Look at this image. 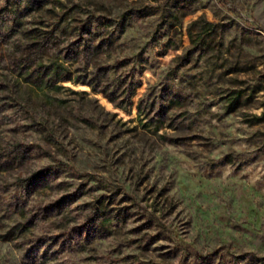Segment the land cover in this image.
Masks as SVG:
<instances>
[{"label": "rangeland", "instance_id": "rangeland-1", "mask_svg": "<svg viewBox=\"0 0 264 264\" xmlns=\"http://www.w3.org/2000/svg\"><path fill=\"white\" fill-rule=\"evenodd\" d=\"M92 2L128 14L112 57L149 62L111 70L138 83L125 109L83 83L27 80L5 56L11 82L75 91L0 112V139L45 149L0 167V264H264V0ZM203 20L218 24L208 51L188 32Z\"/></svg>", "mask_w": 264, "mask_h": 264}, {"label": "trees", "instance_id": "trees-1", "mask_svg": "<svg viewBox=\"0 0 264 264\" xmlns=\"http://www.w3.org/2000/svg\"><path fill=\"white\" fill-rule=\"evenodd\" d=\"M127 18V12L111 16L103 4L94 5L92 0H0V46L6 47V52L0 54V70L4 72L5 56H8L14 69L27 80L43 86L53 85L60 80L83 83L93 91L103 93L113 104L128 109V101L138 83L132 76L115 77L113 75L116 73L111 70L133 62L134 68L140 65L138 73L142 74L149 60L138 54L112 57L125 32ZM200 21L197 19L192 25ZM181 22L182 18L179 17L169 24V28L181 34ZM201 23L196 36L191 27L188 32L194 43L199 46L203 44L205 51H208L211 41L218 36V24L209 20ZM138 56L141 58L137 59ZM111 57L113 62H109ZM1 77L7 82L0 80V93L9 102L0 103V112L7 108V103L10 106L21 105L29 111L32 99L44 101L50 107L60 106L63 100L56 96V92L65 87L75 91L61 84L54 92L39 94L18 82H11L5 72L0 74ZM118 78L124 86L121 85L120 90H113ZM82 93L88 92L83 90ZM238 99L236 95L231 101ZM88 100L96 101L93 97H88ZM172 102L178 103L179 100L173 98ZM137 110L141 119L142 100ZM37 122L43 126L42 140L59 149L62 142L56 136L55 129L45 125L47 121L43 119ZM36 149L45 150L38 142L0 139V167L18 166L32 157ZM26 181L27 186L37 183L33 178L25 179L23 183Z\"/></svg>", "mask_w": 264, "mask_h": 264}]
</instances>
